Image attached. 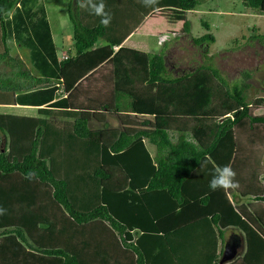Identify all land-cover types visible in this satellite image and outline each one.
<instances>
[{"label":"trees","instance_id":"16d2710c","mask_svg":"<svg viewBox=\"0 0 264 264\" xmlns=\"http://www.w3.org/2000/svg\"><path fill=\"white\" fill-rule=\"evenodd\" d=\"M198 2L158 0L157 5L145 7L140 0H103L112 17L105 27L101 17L80 8L78 0H69L73 51L59 57L41 1L0 0V103L38 107L36 116L0 113V207L6 209L0 215V264H177L165 234L206 215L222 244L211 264H221L227 227L243 233L244 263L264 264L260 223L264 220V179L263 186L258 184L250 196L262 203V207L255 206L258 215L254 218L243 216L225 190L209 188L215 168L229 165L233 158V125L245 116L251 122H264V115H249L250 72L244 70L231 83L207 54L215 41L211 32L192 36L205 49V60L192 71L173 75L162 50L147 53L149 82L172 83L201 69L237 103L233 116L219 121L208 145L190 140L187 130L171 132L158 126L130 134L120 131L107 146L99 142L98 130L89 129L80 109L69 104L73 86L108 59L113 45H119L146 15L158 10L170 17L166 10L175 8L182 17ZM242 2L264 12V0ZM203 24L209 28L208 22ZM183 27L188 33L187 18ZM252 36L264 45V39L258 38H264V33ZM98 38L106 43L93 47ZM8 40L28 49L26 61L10 54ZM205 89H212L211 84L207 82ZM124 94L116 90L115 110H132L131 100L121 104ZM145 138L155 146L154 155ZM103 165L122 168L127 186L110 190L102 185L109 177ZM29 171L36 173L31 180L25 179ZM49 204L62 212L55 217V235L54 219L44 209ZM14 205L15 216H10Z\"/></svg>","mask_w":264,"mask_h":264},{"label":"crops","instance_id":"0c3cea01","mask_svg":"<svg viewBox=\"0 0 264 264\" xmlns=\"http://www.w3.org/2000/svg\"><path fill=\"white\" fill-rule=\"evenodd\" d=\"M158 14L160 12L154 10L146 15L119 45H113L114 52L108 59L82 77L68 92L70 107L80 109L81 115L87 117L89 129L99 131V142L102 144L109 146L120 131L130 134L138 130L151 131L161 126L171 132L187 130L190 132L188 137L190 140L203 146L208 145L219 121L225 116H233L239 108L235 101L227 97L223 86L205 70H196L190 76L172 83L147 80V53L162 50L167 70L173 75L192 71L201 62L191 64L189 58L182 57L173 61L171 67L168 66L169 48H173V52L181 55L184 49L180 46L176 47L178 44L171 45L172 39L176 37L174 40L179 41L181 37V35L174 36L175 29L158 34L153 32L154 22L159 18ZM169 32H173L172 39L167 38L168 40L160 43L159 36ZM178 32L188 34L184 29L177 30L176 33ZM100 39L102 41L97 40L93 47L106 43L103 38ZM167 43L168 47H166ZM202 48L201 57L203 58L205 49ZM0 49L3 50L1 38ZM56 50L59 57L65 56L70 50L73 51L72 37L66 50L58 45ZM207 54L212 55L209 51ZM188 66L190 67L187 68ZM240 77L241 74L236 79ZM207 82L211 84L212 89H205ZM116 90L125 92L124 95H120V101L123 102L121 104L131 100L132 110L114 109ZM247 94L249 96V92ZM249 101V115H264V96H253L252 99L249 97ZM17 105L23 104L0 103L1 107ZM23 106H32L36 112L17 115H37V106ZM91 121L92 125L89 126ZM233 131L236 147L229 165L234 167L239 187L230 189L226 193L243 216L254 218L258 215L255 206L262 207V203L250 198L255 191H252L249 178H257L258 184L263 186L264 122H251L249 116H245L233 125ZM144 140L147 148L154 155L155 146L146 138ZM103 167L108 171L109 177L102 181V185L110 190H121L127 186V174L122 168L109 165H103ZM110 168L114 171V175L110 172ZM200 173V177H205V172ZM15 207L16 205L13 206L10 216H15ZM44 209L48 212L49 218L52 216L51 219H54L53 235H55V217H59L62 212L59 207L56 208L52 204L44 205ZM36 217L34 215L29 219L32 221ZM14 218H10L13 224H15ZM42 221L41 225L46 226L47 223ZM260 223L264 228V220L261 219ZM165 239L177 264H211L215 256L219 255L222 246L217 231L207 215L167 232ZM55 241L54 238L52 243ZM243 241L244 238L241 239V242ZM244 250L242 254L221 264H245L242 260ZM221 256L222 253L220 258Z\"/></svg>","mask_w":264,"mask_h":264},{"label":"rangeland","instance_id":"374dc122","mask_svg":"<svg viewBox=\"0 0 264 264\" xmlns=\"http://www.w3.org/2000/svg\"><path fill=\"white\" fill-rule=\"evenodd\" d=\"M39 1L45 6L56 45L62 46L66 50L73 33V23L68 13L69 0ZM78 10L79 8H74V11L78 12ZM167 11L170 17H166L161 13L158 14L159 18L154 22L153 32L158 34L175 29L174 36L181 35L179 41L174 40L176 37L172 39L173 32H169V35L166 34L167 37L164 40L171 38V45L178 44L176 47L180 46L184 49L181 55L178 52H173V48H169L167 55L169 67H171L173 61H177L182 57L189 58L191 64L204 61L205 59L201 57L203 48L192 42L191 35L198 36L209 31L215 36V41L208 47V51L212 53L214 65L222 69V74L231 83L238 81L236 77L244 70H248L251 74L249 78L251 85L248 89L250 99L253 96H264V45L260 42L261 40L259 41L252 36L257 33H264V12L244 5L242 0H199L195 8L184 11L182 17L180 9L170 8ZM185 18L189 21L188 34L176 33L177 30L184 29L183 21ZM203 21L209 23V29L204 26ZM258 38L264 39L263 37ZM158 40L163 43L160 36ZM98 41L101 42L102 39L99 38ZM8 46L12 56L27 60L28 50L25 47H21L10 40ZM166 47H168V43ZM174 71L177 72L178 70ZM35 112L36 110L32 106H0V113L34 114ZM91 125L92 121L89 126ZM110 172L114 175L111 168ZM249 181L252 191H255L258 188V179L249 178ZM234 234H238L243 240V233L232 227L226 229L225 240ZM244 248L245 243L243 241L237 250L236 256L242 254Z\"/></svg>","mask_w":264,"mask_h":264},{"label":"clouds","instance_id":"9594fccd","mask_svg":"<svg viewBox=\"0 0 264 264\" xmlns=\"http://www.w3.org/2000/svg\"><path fill=\"white\" fill-rule=\"evenodd\" d=\"M145 7H151L158 4V0H140ZM78 6L82 9H90L96 16L101 17L100 23L108 27L111 23V15L105 11V4L103 0H78ZM166 35V34H162ZM161 36V35H160ZM164 41V39L162 40ZM36 173L29 171L25 176V179H33ZM236 172L230 165L217 166L214 173L209 181V188L212 191L223 189L225 191L234 190L239 187V181L236 180ZM6 213V209L0 207V215Z\"/></svg>","mask_w":264,"mask_h":264},{"label":"water","instance_id":"95a60500","mask_svg":"<svg viewBox=\"0 0 264 264\" xmlns=\"http://www.w3.org/2000/svg\"><path fill=\"white\" fill-rule=\"evenodd\" d=\"M241 245V238L238 234L231 235L224 242L222 256L220 258V262H224L234 258L237 254V250Z\"/></svg>","mask_w":264,"mask_h":264},{"label":"built area","instance_id":"2783aa9c","mask_svg":"<svg viewBox=\"0 0 264 264\" xmlns=\"http://www.w3.org/2000/svg\"><path fill=\"white\" fill-rule=\"evenodd\" d=\"M167 36L166 35H161L160 36V40H163L164 38H166Z\"/></svg>","mask_w":264,"mask_h":264}]
</instances>
